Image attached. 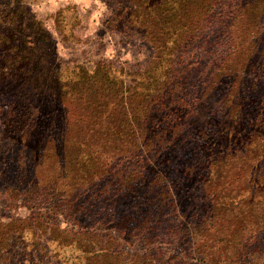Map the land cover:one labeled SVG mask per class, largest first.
<instances>
[{"label": "rangeland", "instance_id": "obj_1", "mask_svg": "<svg viewBox=\"0 0 264 264\" xmlns=\"http://www.w3.org/2000/svg\"><path fill=\"white\" fill-rule=\"evenodd\" d=\"M110 1L0 0V20L15 10L22 11L17 28L5 29L9 31L0 28V37H7L11 33L14 40L11 47L17 49L23 59L20 63L22 66L20 73L9 70L0 72V242L2 234L9 232L13 233L14 237L23 235L29 238L34 245L28 246L27 252L33 250L36 264H56V244L75 242L83 233L103 236L105 239L103 245L112 243V246L115 245L117 248L115 251V248L109 246L106 251L111 253L115 251L117 256L134 254L139 251L141 243L127 244L122 241L117 243L116 238L110 235L112 221L120 219L123 213L134 215L133 212L141 210L139 203L163 206V200L169 193V199H172L179 209L173 212L166 206L161 208L163 212H158L161 213V217L156 218L155 214L152 216L154 220L161 218L159 231H155V235L158 234L163 242L158 247L161 249V256L153 264H201L197 260V255L202 250L200 245L206 243L212 254L207 264H226L228 256L224 253L225 247L218 246L216 238L219 235H226V240L233 243L232 239L236 234L241 237L243 245L248 243V247L250 246L246 249L241 264H264V224L258 220L262 211V207L259 206L263 203L257 199L258 189H250V183L252 181L253 184L256 183L254 182L256 171L264 172V148L254 143L256 140L264 141L262 134L264 126L259 133L255 132L257 128H254L253 143L245 140L239 144L235 143L236 158L225 164L219 163L218 175L215 177L212 174L213 179L220 182L215 183L218 187L216 190L205 189L203 183L199 181L185 185L181 179L171 175L163 164V160L166 159L163 157L164 154L170 152L169 158L177 167L192 156H195L194 159L199 157L198 159L205 161L211 147L213 149L218 147L217 151L221 147H226L225 141L229 140L233 130L230 127L233 123L238 128L235 133L246 135L251 130L249 126H252L257 111L260 110V114H264L263 106L254 103L248 107L247 103L242 105L240 100L241 97L248 96L252 84H259L264 89V68L257 65L252 70L249 60L253 53L264 56V0H225L229 5H236V21L234 24L230 22L233 33L228 38L229 42L235 44L236 50H241L235 77L230 72H224L213 80L214 85L207 87L202 84L199 86L201 89L197 87L198 89L189 90L197 79L199 83L206 80L202 75H198L201 65L193 67L191 63H197L195 61L200 47L203 41L209 38L210 31L206 29L202 33L197 32L189 52L184 56L172 57L169 63L170 70L166 73L167 77L171 78L179 75L181 72L179 69L191 66L192 68L187 70L190 76L185 89L176 91L177 89L173 88V94L179 96L168 99L171 103L167 106L158 102L164 92L149 91L144 95L137 92L136 97L132 99L134 103L146 101L147 97L151 98L147 117L153 118L154 125L151 128L146 126L143 134L138 132L131 135L129 140L123 139L124 144L123 142L112 144L108 148V155L102 156L104 162L111 163L106 170H104L106 165L102 167L101 161L97 162L94 169H90L86 164L74 166L70 160L78 157L84 161L90 156L91 151L100 152V149L103 150L110 141H107L104 135L95 134H103L99 129L95 133H87V125L102 123L105 120L116 124L125 119L122 114V102L128 103L129 96L135 94L134 88L138 80L135 74L150 68V76H159L156 74L157 66H154L156 52L153 44L148 41L149 30L143 31L144 36H135L136 32H132L133 36L130 37L107 32L109 25L106 21L112 15L113 6H119L117 0L114 3ZM122 1L129 3L131 0ZM36 22L41 24L43 30L30 29ZM22 29L23 35L20 33ZM17 62L14 58L12 60L8 58L6 66L17 65ZM199 63L202 64L200 61ZM100 64H108L105 66L106 71L109 70V65L114 66L115 69L123 71L124 75L117 72L113 73L114 76H106L104 68L99 69ZM81 69L92 76L80 75ZM170 81L171 79L167 80L168 83ZM234 95L236 98H233ZM43 102L50 103V107L47 109L43 107L42 110ZM95 102L107 103L101 114L94 109ZM236 108L238 110H235ZM138 115L139 112L132 115L129 123L135 125ZM196 123L203 128L200 136L203 142H197L199 133ZM68 145L70 147H67ZM252 146L256 148L253 149ZM91 157L96 160L98 156ZM58 161L63 162L61 167L64 173H56L57 168L50 171V167ZM145 162L149 163L148 166L141 169ZM153 167L161 173V182L164 181V185L168 184L170 187L167 189L155 187ZM92 170L96 173L93 176L88 174ZM49 171L50 177L53 178L63 174L61 177L66 178V184L69 179L72 180V184L81 178H93L83 184L85 189L81 192L75 190L69 192L68 187H65L69 193L67 197L72 199L70 203L87 200L86 206L81 207L94 210L81 221L82 228L74 227L64 220L62 215L57 216V219L52 214L48 215L49 208L45 205L37 209L32 208L36 202H32V198L26 195L34 182H39L38 186L41 185L44 175H48ZM131 185L135 187L134 197L138 198L137 204L133 205L129 203L133 198L130 199L126 191ZM103 191L107 199L100 201L94 198ZM241 191L255 193L256 200H251L252 206L239 216L240 221L228 223L225 217L228 214L218 210V197L220 194L232 195ZM44 192L40 191V195L36 194L34 198L44 197ZM86 196L89 199H85ZM93 200H96V203L91 205L94 206L91 209L89 204ZM49 203L57 204L54 199ZM241 206H244V203ZM152 209L153 213L158 211L156 206ZM189 211L196 215L197 219L209 218L212 222L200 233L199 245L190 244V250L186 251L188 249L186 243L195 240L197 234L193 230L184 233L178 226L181 215ZM93 213H96L94 221L100 217L106 219V225L102 230L96 229L93 225ZM54 220H57L55 223L60 230L52 226ZM243 221L246 223L245 226ZM29 222L32 232L31 228H26L27 231L19 228L21 232L11 228L13 225L27 226ZM29 231L32 236L28 234ZM113 239L115 244L107 242ZM256 241L255 246L258 248L253 244ZM89 242V236L86 235L79 240L78 246L81 250H97L96 244ZM254 248L258 256L251 253ZM9 254L3 256L0 251V256L13 258ZM13 261L16 259L13 258ZM2 264L8 263L4 261Z\"/></svg>", "mask_w": 264, "mask_h": 264}, {"label": "trees", "instance_id": "obj_2", "mask_svg": "<svg viewBox=\"0 0 264 264\" xmlns=\"http://www.w3.org/2000/svg\"><path fill=\"white\" fill-rule=\"evenodd\" d=\"M110 2L114 3L115 0H111ZM117 2L119 3V6H113L112 15L106 21L107 25H109L107 32L113 35L120 34L121 36L130 37V35L133 36L132 32H136L135 36H144L143 31L149 30L148 41L150 42V44H153V48L156 52L154 58V66H157L156 74H158L159 76H150V68L149 70H143L142 72H137L135 74V76L138 77L137 83L134 88L135 94L129 96L130 100L128 101V103H124V101L122 102V114L124 115L125 119L120 122H116V124L105 120L102 123H90L89 125H87V133H95L96 130L99 129V132H103V134H95L104 135L106 137L105 139L107 141H110V144L108 146H105L103 150L100 149V152L91 151V153L89 154L90 156H87L86 160L84 161L79 160L78 157H76L74 160H70V163H74V166L79 165L80 167L86 164L87 166H89L90 169H94L97 162L101 161V166L105 167L106 165L104 169L106 170L108 167H110L111 163L104 162L102 156L108 155V148L112 144L118 142H123L124 144L125 140L123 139L129 140L131 135H135L138 132L143 134L146 126H150L149 128H151L154 125L153 118L148 119L147 117V110L150 105L149 101L151 100V98L147 97L146 101L143 102L136 101L137 105L133 102L132 99L136 97L137 92L141 95H144L149 91H159L161 93L164 92V95H161L159 97L158 102H162L164 106H167V104L171 103V101H169L168 99H172L174 97L179 96L173 94V88L175 90L177 89L176 91H181L185 89V84L190 76L187 70L191 69L192 67L189 66L186 68L179 69L181 71L179 75H174L171 78H168L166 73L170 70L169 63L172 57L175 58L178 55L184 56L185 54H187V52H189L194 40L196 39L195 34L197 32L202 33L206 31V29H209L210 31L209 38H206V40H204L201 45L202 47H200V52L198 53L195 61L197 63H191L193 67L201 65L199 66L198 75H202L206 78V80L199 83V80L197 79L195 85H191L189 90L198 89L199 86H202V84L203 86L205 85L207 87L212 86L215 84L213 80L219 78L221 73L230 72L231 74H233V77H235V74L238 71L237 65H239L238 62L241 56V50H236L237 47H234L235 44H232L228 41L229 36L233 33V28L231 27L230 22L232 21L234 24L236 21L235 4L229 5L225 2V0H131L129 1V3H124L122 0H117ZM67 9L72 10V8ZM21 15L22 11L19 10H15L14 13L12 12L5 15L3 19L0 20V28H2V30L4 31H9V29H5L10 27L17 28L16 25H18L17 22L18 19H20L19 17ZM13 19L16 21H13ZM30 29L43 30V27L41 26V24L36 22L35 24H32ZM22 31L23 29L20 31L21 35H23ZM13 34L15 35V33ZM41 38L44 41V37L42 35ZM11 44H14L13 35H11V33H9L7 37H0V55L2 56L0 58V72L4 70H9L17 71L20 73L22 70V66L20 65V63L23 61V59L21 56H19L18 50L11 47ZM262 55L259 56V54L257 53H253L252 55H250L249 60L250 64H252V70H254L257 65H261V67L264 68V56ZM8 58L10 60L14 58L15 61H18V66L10 64L7 67L6 63H8ZM199 61L202 62V64L199 63ZM106 65L100 64L98 66L99 69L104 68L103 71L106 76H114L113 73L117 72H119L121 75H124L122 74L123 71L121 72L120 70L115 69L114 66L111 67V65H109V70L106 71ZM80 75L92 76L85 73L84 69L80 70ZM168 79H171L170 83L167 82ZM252 85L254 87L252 86V88H249L248 96L241 97L240 100L241 103H243L242 105L247 103L246 106L249 107L253 106L254 103H256L257 105L263 106L264 108V89H262L259 84ZM136 89H138V91H136ZM239 91L240 89L238 90V92ZM168 93H170V95ZM233 98H236V95H234ZM234 100L236 101V99ZM234 105L236 106L235 103ZM106 106L107 103L105 102H95V104L93 105L94 109L96 108L99 114L104 111ZM43 107L45 109L49 108L50 103L43 102L41 107L42 110ZM139 108L140 110H138ZM235 110H238V108H236ZM259 111H257L253 119V123L255 124L253 125L252 123V126H249L251 130L248 131L246 135L242 133H235L238 128L236 127V124L233 123V125H231L230 127L233 130L230 134L229 140L225 141L226 147H221L219 151H217L218 147L216 149H213L211 147L207 152V159L205 161H201L200 159H198L199 157H196L197 159H194L195 156H192L190 159L182 161L181 165L177 167L169 158V156L171 155L170 152L166 155L164 154L163 156L166 157V159L163 160L164 166L167 167V170L169 171V173H171V175L177 177L178 179H181V181L185 185L193 184L199 181L202 182L204 188L209 191L218 189L215 183L220 182L214 180L212 174H214L215 177L218 175L219 168L217 166L219 165V163L225 164L228 163V161L237 157V151H235L234 149L236 147L235 143L239 144L240 141L244 140L246 142H249L250 144L253 143L252 133L254 132V128L256 127L257 129L255 132L259 133L261 127L264 126V114H260ZM138 112L139 117L136 124L133 125L131 124V122L129 123L130 118L132 119V115ZM236 118L237 115L234 116V119ZM196 125L199 133L197 137V142H203L202 137H200L203 133V128L200 127L199 123H196ZM262 134L264 135V132ZM120 139H122V141H120ZM133 140H135V136ZM216 141L218 142V140ZM193 143H195V141ZM254 143L259 144L260 147L264 148V141L256 140ZM67 147H70V145H68ZM252 147L253 149L256 148V146L255 148L254 146ZM111 149L115 150L116 148ZM196 149L198 148L196 147ZM133 154L134 151L132 155ZM91 156L98 157H96V160H94ZM68 159L69 157L67 158V161ZM242 159L243 158H241V160ZM195 161L196 163H194ZM148 164V162H145L141 169H145ZM61 165H63V162L58 161L57 164L50 167V171L52 169L55 170L57 168L58 171L56 173H64L65 171L62 170ZM50 171L48 175H44L45 178L43 179L40 185L41 187L38 186L39 182H34L32 184L31 190L27 193L26 197L32 198V202H36L34 203L36 205H33L32 208L37 209L40 208V206L45 205L47 208H49L48 215L52 214L56 219L57 216L62 215L64 217V220L79 229L82 224L81 221H84V219L87 217V214L90 215L92 212H94V210H89L88 208L87 210L81 207L86 206L85 202H87V200H85L84 202L72 201L75 204L70 203V200L72 199H69V197H67L69 193L65 189V187H68L69 192H71V190L81 192L85 189L83 184L88 180L91 181L93 178H81L77 181H74L72 184V180L69 179V182L66 184V178L61 177L64 176L63 174H60L53 178L50 177ZM152 171L154 173L153 175H155L156 178L157 186L155 185V187L161 189H167L168 187H170V185L168 184L164 185V181L163 183L161 182V173H159V171H156L154 167ZM88 174L93 176L96 173L92 170V172H89ZM162 174L164 173L162 172ZM80 182L83 183L81 184ZM254 182L256 183L253 184V181L250 183V189H258L256 191L259 194L257 199H259L260 202L263 203L259 206L262 207V211H260L258 220L259 222L264 224V186H262L264 185L263 171H256ZM133 188L135 187L131 185L128 187V189H126L127 193H129L130 199L133 198L129 201L130 205H133L138 200V198L134 197V195L136 194L134 193L135 190ZM42 190L45 191V196L40 198H34L36 194L40 195L39 193ZM105 195L106 193L103 191L100 192L98 195L96 194L94 198L101 201L102 199H107V196ZM166 196L167 198H164L163 200V206L155 203H153L152 206L149 203H139V207L141 208V210L139 209V211L133 212L134 215L123 213L120 219H118L117 221H112L113 225L110 228V235L116 238V242L120 243L122 241L126 242L127 244L141 243L139 251H136L134 254L128 253L127 255L121 254V256H117V252H115L117 248L115 247V245L112 246V243L103 245L105 242L103 236L94 235V233H83L82 237L88 235L90 239L89 244H96L95 246H97V250H81V248L78 246V242L82 237L80 239H75V242L71 241L72 243H57L56 264H107L108 262L112 261L114 262V264H153L155 261H158L157 259L161 256V249L158 247H160L163 242L161 241L160 236L158 234L155 235V231H159V223L161 218L159 220H154L152 216L155 214L154 216H156V218L161 217V213L158 212H163V209L161 208H165L166 206L173 212L176 211V209H179V206H177L176 203L172 201V199H169V193ZM75 198L78 199V197ZM52 199L56 200L57 204L50 205L49 201H51ZM85 199H89V197L86 196ZM218 199V210L223 213H227L228 216H225L227 217L226 220L228 223H231L234 221H240L239 216L244 211H246L247 208H250L252 206L253 201L256 200V194L249 193L247 191H241L239 194H220ZM143 201L147 202L148 200ZM245 201L247 203H245ZM95 203L96 200H93V202L91 201L89 205L91 206ZM242 203H244V206H241ZM155 206L156 208H158V211L156 213H153L152 208ZM93 207L94 206H91V209ZM95 214L96 213L92 214V223L96 227V229L102 230L103 227L106 225V219L100 217L94 221ZM55 221L57 220L52 221V226L55 228H59L60 230L61 228L57 225V223H55ZM211 222L212 221H210L209 218H207V220L197 219L196 215H194L190 211L186 214L181 215V218L179 219L180 225L178 227L182 228V231L184 233H188L193 230L197 234L194 237L195 240L191 238L193 241H191L189 244L186 243V246L188 248L186 249V251L190 250V244L199 245L198 238H200L201 236L200 233H202V231H204V228L209 226ZM245 224L246 223H244L243 221V226H245ZM11 228L15 230H19V228H23L25 230L26 228H31L32 232L30 222L27 226L22 224L14 227L13 225L11 226ZM1 230L3 231L2 227ZM9 233L2 234L3 237L2 241L0 242V251L3 256L7 255V253H10L9 255L15 258L16 261H13V258L11 257L0 256V264H2V262L4 261L8 264H36L34 263L35 256L33 254V250L31 252H27V247L31 244L34 245L31 240L25 236L23 237V235H18L14 237L13 233ZM28 234L32 236L30 231L28 232ZM139 235H141L142 237H140ZM226 237V235H219V237L216 238L217 245H222L225 247L224 253L228 256L229 261H227L226 264H241L242 259L245 257L246 249L250 247H248L249 244L247 243V245H243V241L241 240V237H239L238 234L233 236L232 242L234 244L231 243L229 240H226ZM107 242H113L115 244L114 239L112 241L107 240ZM73 243L74 245H72ZM253 244L255 248H258V246H255L257 245V241ZM109 246L111 248H115V251L113 253H111L110 251H106ZM200 246L202 247V250H198L200 252H198L197 260L200 261L201 264H207L212 256L211 251L208 248L207 243L202 244ZM255 248L251 250V253L255 256H258V252L257 250H255ZM12 251H14L13 254ZM189 256L190 254L188 255V257Z\"/></svg>", "mask_w": 264, "mask_h": 264}]
</instances>
